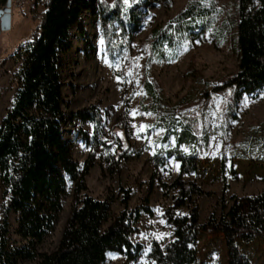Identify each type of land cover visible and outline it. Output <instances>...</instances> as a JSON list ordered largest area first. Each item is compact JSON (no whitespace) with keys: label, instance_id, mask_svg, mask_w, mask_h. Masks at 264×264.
I'll use <instances>...</instances> for the list:
<instances>
[{"label":"rangeland","instance_id":"1","mask_svg":"<svg viewBox=\"0 0 264 264\" xmlns=\"http://www.w3.org/2000/svg\"><path fill=\"white\" fill-rule=\"evenodd\" d=\"M10 1V28L0 33V122L11 107L18 86L15 74L20 58L15 50L24 48L35 26L31 9L44 10L41 0ZM104 1L112 4L114 0ZM6 2L0 0V8ZM133 4L140 18L138 30L131 32L126 22L123 27L115 22L110 35L104 26L100 2L93 1L70 31V48L61 54L58 68L62 108L66 114L63 137L72 145L73 159L82 166L92 150L84 142L83 134L91 136L94 129L92 123L77 116L82 109L97 107L100 128L108 141L107 145L94 149L92 166L84 177L87 193L109 202V217L103 227L122 211L125 189H129V211L146 201L151 211L142 212L132 223L130 240L141 246L139 254L129 259L123 253L110 251L100 264H152L153 243L164 247L173 238L165 210L178 197L177 190L171 186L176 178L193 182L203 191L192 194L185 204L176 208L177 214L187 215L196 207L200 222L211 213L219 215L222 197L230 204L232 195L253 196L264 188V86L253 94H244L234 116L228 118L226 98L218 96L205 116L209 139L195 172L178 177L179 162L173 156L164 157L159 166L153 160L159 148L173 147L174 140L170 138L164 144L158 141L163 129L155 124L157 114L143 82L155 80L168 107L184 97H187L186 106L199 105L200 92L204 89L202 81L218 84L227 74L238 71L240 55L235 36L238 1L127 0L125 3L119 0L124 10ZM189 4L193 11L201 10L193 16L192 24L198 26L195 33H189L177 47L165 44L163 56L156 57L150 48L152 31L170 25ZM139 148L142 152L136 156L133 150ZM181 149L188 151L185 146ZM124 153L126 156L122 157ZM113 161L118 162L116 168ZM1 193L0 185V202ZM75 197L73 184L68 181L54 227L36 245L38 252L49 253L57 247L76 203ZM238 246L252 264H264L263 237L249 243L239 242ZM195 247L198 264H226L220 234L200 233ZM21 264H36V261L25 260Z\"/></svg>","mask_w":264,"mask_h":264},{"label":"trees","instance_id":"2","mask_svg":"<svg viewBox=\"0 0 264 264\" xmlns=\"http://www.w3.org/2000/svg\"><path fill=\"white\" fill-rule=\"evenodd\" d=\"M41 1L43 11L31 9L35 26L24 43L28 47L15 50L20 58L15 74L18 86L14 101L0 122V264H21L25 260L36 264H100L110 251L134 259L141 246L130 240L132 223L142 212L151 213L147 201L129 211V189L123 190V209L104 228L109 202L94 198L86 191L84 177L92 166L94 149L108 144L100 128L97 107L91 105L77 113L81 120L92 123L94 129L91 136L83 134L84 142L92 150L82 166L73 159L72 145L63 137L66 114L62 108L59 62L61 54L70 48V31L80 21L82 12L96 0ZM98 1L108 34H112L115 22L122 27L126 22L131 32L138 30L140 18L136 4L124 10L119 0L112 4ZM237 1L238 71L227 74L218 84L202 81L204 89L200 92L199 105L186 106L187 97H184L168 107L157 82L153 79L143 82L157 114L155 124L163 129L158 141L164 144L170 138L174 140L173 147L159 148L154 153V165L159 166L164 157L173 156L179 162L178 177L198 168L209 139L205 116L218 96L226 98L228 118L234 116L244 94H253L264 86V0ZM199 11H193L189 4L172 19V25L152 31L150 48L156 57L163 56L165 44L177 47L189 33H195L198 26L192 24L193 16ZM121 121L124 123L123 118ZM182 146L188 151L181 149ZM133 152L139 156L142 148ZM112 165L116 168L118 162L113 161ZM68 181L73 184L76 203L57 247L49 253H40L36 245L53 229ZM171 186L177 190L178 197L165 210V218L172 226L173 238L164 247L153 243L152 264H198L195 245L200 233L222 236L226 264H252L240 252L238 243L264 238V188L253 196L232 195L230 204L222 197L219 215L211 213L200 222L196 207L187 215L177 214L176 208L185 204L192 194L203 191L193 182L179 178ZM80 192L83 193L79 195Z\"/></svg>","mask_w":264,"mask_h":264},{"label":"water","instance_id":"3","mask_svg":"<svg viewBox=\"0 0 264 264\" xmlns=\"http://www.w3.org/2000/svg\"><path fill=\"white\" fill-rule=\"evenodd\" d=\"M11 1L7 0L6 4L0 8V33L10 28L11 14H10Z\"/></svg>","mask_w":264,"mask_h":264},{"label":"built area","instance_id":"4","mask_svg":"<svg viewBox=\"0 0 264 264\" xmlns=\"http://www.w3.org/2000/svg\"><path fill=\"white\" fill-rule=\"evenodd\" d=\"M249 10H250L251 12H253V8L249 7ZM25 47H28V44H24V48H25Z\"/></svg>","mask_w":264,"mask_h":264},{"label":"snow or ice","instance_id":"5","mask_svg":"<svg viewBox=\"0 0 264 264\" xmlns=\"http://www.w3.org/2000/svg\"><path fill=\"white\" fill-rule=\"evenodd\" d=\"M125 3H127V0H125ZM111 255V254H110Z\"/></svg>","mask_w":264,"mask_h":264}]
</instances>
